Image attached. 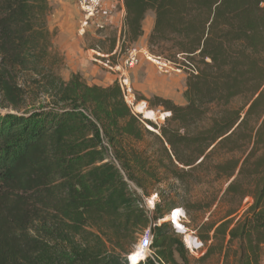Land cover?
Instances as JSON below:
<instances>
[{
	"label": "trees",
	"instance_id": "16d2710c",
	"mask_svg": "<svg viewBox=\"0 0 264 264\" xmlns=\"http://www.w3.org/2000/svg\"><path fill=\"white\" fill-rule=\"evenodd\" d=\"M122 5V49L153 13L148 53L195 71L183 105L139 98L169 113L161 125L135 115L116 82L61 79L48 0H0V264H260L264 0ZM177 209L207 246L195 263L185 236L158 225ZM146 231L150 256L129 262Z\"/></svg>",
	"mask_w": 264,
	"mask_h": 264
},
{
	"label": "rangeland",
	"instance_id": "374dc122",
	"mask_svg": "<svg viewBox=\"0 0 264 264\" xmlns=\"http://www.w3.org/2000/svg\"><path fill=\"white\" fill-rule=\"evenodd\" d=\"M121 3L122 1L120 0H104L102 3V7L95 18L94 23H90L86 28L81 27L80 19L82 17V13L80 10H78L76 5L77 9H76L75 18L71 22L69 21L65 22V24L68 23L71 27L75 28V34L79 38V43H78L79 50L81 51V55L82 56L84 55L87 58L86 60L87 63H89V65L82 66V68H80L76 72V74H80L82 76V78L88 85H97V86L105 87L108 86L110 82L111 84L115 82L114 73L109 71L107 68L103 66L102 57L104 55H102L100 51H103V49L107 48L111 44V42L114 39H116L118 25L121 19L120 17ZM108 11H110V13H108ZM108 19L110 20L112 19L111 22H109ZM151 20L153 21V13H148L145 22L143 24L146 33H149L151 30L152 27ZM103 21H107L108 24L107 25L103 24ZM98 24L101 27H99ZM81 29L83 30V32H81ZM104 35H106L105 38ZM144 44L146 45V38H144V36L142 40L138 41V43L126 44V47L124 49H122V44H120V48L122 52L120 54L116 53L117 56L119 55L118 57L115 55L111 56L109 60L110 63L112 64L120 63L121 61L120 57L122 58L125 55L126 51H128L127 49L140 50V48L144 47ZM145 50L147 51V47L146 49H141L140 51H145ZM55 51L63 59V66L59 72L60 77L62 80L68 81L70 77L74 74V71L71 69V67H75V66L67 65L66 61L64 62L65 58L63 57V55L60 52H58L56 49ZM89 52H93L94 54ZM179 63L180 64L182 63L181 60ZM106 74H109V80L107 81L104 80V76ZM131 75H130L131 76L130 83L135 99V104L130 109L135 115L141 117L143 121H149L154 125H161L164 119L169 117V113H166L162 108H152L146 102L139 101V98L141 97H144L149 100L153 99V97H158L161 99L170 100L176 105L184 104L183 92L185 89V79L187 77L185 73L180 75L171 74L169 76L160 74L153 68L151 64H149L147 61H145L142 58V56H140V58L138 59L137 67L134 68L133 73ZM140 106H143L142 111H139ZM144 112L153 113L155 115V119L153 121L145 119L143 114ZM129 188L132 191V193H134L135 195L137 196L140 195L139 192L132 185H129ZM154 196L155 195H153L150 199H143L142 202L140 203L141 206L146 211L150 210L149 202H153V203L156 202V196L155 197ZM153 198L154 200H152ZM251 203L252 200L249 198H246L244 200L240 213L235 218V220H237L248 209ZM180 210L183 212V216H181L179 220L177 219L179 228L174 224L173 220H170V217L174 211L171 213L169 217L160 221L158 225H162L166 222H170L176 233L185 236V243L187 250L194 259V263H195L197 260H199L202 257V255H204V253H206L207 246L201 245V243L196 238V233L192 229H189L190 232L186 234L185 231L186 229L182 227L183 224L182 222L186 221V215L184 211L182 209H177L175 210L174 213ZM180 215L182 214L180 213ZM219 215H221V212L217 213L216 219L219 217ZM143 235L144 233L140 236L137 245L132 249V254L128 257L129 260L131 259L139 262V261H143L146 257L150 255L149 252L150 242L147 243V248H146V244L142 242ZM202 264H234V263L231 259L225 262L223 261L222 258L214 256L207 259ZM260 264H264V258L262 259Z\"/></svg>",
	"mask_w": 264,
	"mask_h": 264
},
{
	"label": "built area",
	"instance_id": "2783aa9c",
	"mask_svg": "<svg viewBox=\"0 0 264 264\" xmlns=\"http://www.w3.org/2000/svg\"><path fill=\"white\" fill-rule=\"evenodd\" d=\"M103 1L104 0H76L77 8L82 13V17L80 19V24L82 28H86L90 23H94L95 18L102 7ZM98 26L101 27L99 24ZM81 32H83L82 29ZM127 50L128 51L125 50L126 51L125 55L122 58L120 57L121 59L120 63H116V64L110 63L109 61L110 57L114 55L117 56L114 53L108 56L107 55L103 56L102 60H103V66L107 68L109 71L114 73L115 82L119 86L123 95V99L129 108L133 107L135 104L134 95L131 89L130 75L133 72L134 68L137 66L138 59L140 58V56H142V58L145 61L151 64L157 72L166 76H169L171 74L180 75L185 73V70L191 73L195 72L191 69L190 70L185 69L181 67L179 64L171 63L160 57L152 56L146 50L145 51H140L136 49H130V50L127 49ZM152 200H154V198ZM149 204H150L149 211H151L153 209L154 203L149 202ZM174 212L172 213V215L174 214ZM180 213L182 215H179L178 220L180 219L181 216H183V212L181 210ZM150 235L151 234L148 231H146L144 232V235L142 237V242L146 244V248H147V243L150 242L151 244L152 241V237Z\"/></svg>",
	"mask_w": 264,
	"mask_h": 264
},
{
	"label": "crops",
	"instance_id": "0c3cea01",
	"mask_svg": "<svg viewBox=\"0 0 264 264\" xmlns=\"http://www.w3.org/2000/svg\"><path fill=\"white\" fill-rule=\"evenodd\" d=\"M48 1H49L50 6L52 7V15L51 17L48 18V22H47L48 28L51 31H55L57 33L55 40H54V48L63 55V57L65 58L64 62L66 61L67 65L75 66V67H71V69L74 71V74H76V72L80 68H82V66L89 65V63H87L86 61L87 58L84 55L82 56L81 51L79 50V47H78L79 38L75 34V28L71 27L68 23L65 24L66 21H69V22L73 21V19L76 16V9H77L76 0H48ZM108 13H110V11H108ZM124 15H125L124 8L121 3V12H120L121 19L119 21L117 35L115 39L116 45L114 49L112 50V52L111 51L107 52L108 48H105L103 49V51H100L102 55L106 56V53L107 55H110L113 53L120 54L122 52L120 48V44H121L120 36L122 33V29H123ZM111 20L108 19L109 22H111ZM103 24L107 25L108 23L107 21H103ZM152 24H153V21L151 20V25ZM143 32H144V35H143L144 38L147 39V36L149 35V33L145 32L144 27H143ZM105 37L106 35H104V38ZM142 38L140 40H142ZM141 49H146V45L144 44V47L140 48V50ZM89 53L94 54L93 52H89ZM104 80L105 81L109 80V74H106L104 76ZM109 85H111V82Z\"/></svg>",
	"mask_w": 264,
	"mask_h": 264
},
{
	"label": "bare ground",
	"instance_id": "6f19581e",
	"mask_svg": "<svg viewBox=\"0 0 264 264\" xmlns=\"http://www.w3.org/2000/svg\"><path fill=\"white\" fill-rule=\"evenodd\" d=\"M142 110H143V106H140L139 107V111H142ZM143 114H144L145 119H147V120L153 121L155 119V115L153 113H151V112H144ZM179 215H180V211H177L176 213L173 214V216L170 217V220H173L174 224L178 228H179V226H178V223H177V221H178L177 219H178Z\"/></svg>",
	"mask_w": 264,
	"mask_h": 264
}]
</instances>
